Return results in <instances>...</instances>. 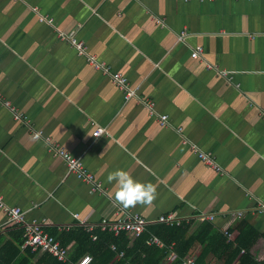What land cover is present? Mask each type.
Listing matches in <instances>:
<instances>
[{"label":"crops","instance_id":"0c3cea01","mask_svg":"<svg viewBox=\"0 0 264 264\" xmlns=\"http://www.w3.org/2000/svg\"><path fill=\"white\" fill-rule=\"evenodd\" d=\"M59 33L126 76L139 99L125 101ZM196 47L204 50L199 59L191 57ZM0 95L32 125L0 103V198L46 223L70 262L77 244L64 236L84 230L80 220H114L123 210L210 222L222 234L233 229L234 239L246 219L264 233V214H254L264 202V0H0ZM33 128L81 158L104 193L68 176ZM97 128L106 133L95 137ZM196 149L222 171L207 167ZM115 170L151 183L155 198L119 204L115 181L107 180ZM235 211L244 218L226 216ZM202 212L216 221L198 220ZM21 232L0 208V264H45L48 253L27 252ZM228 247L205 264H230ZM253 249L264 261V238ZM201 251L195 243L188 257Z\"/></svg>","mask_w":264,"mask_h":264},{"label":"built area","instance_id":"2783aa9c","mask_svg":"<svg viewBox=\"0 0 264 264\" xmlns=\"http://www.w3.org/2000/svg\"><path fill=\"white\" fill-rule=\"evenodd\" d=\"M190 1V0H185ZM200 2L204 1H214V0H198ZM187 36V33H182L179 36V40L183 41ZM59 37L63 40H67L75 49L78 54L84 56L87 62L96 70L102 72L104 75L108 76L114 85L123 92L125 101H129L132 99H139L138 89L133 87L128 78L124 76L122 73L115 72L112 68L105 62H99L97 57L90 54L87 46L84 42L78 41L74 36L66 35L64 33H59ZM202 47H196L193 49L191 53V57L193 59H199L203 54ZM0 103L6 106L13 114L16 120L22 121L28 127H31V123L28 120V117L23 115L18 111L16 107L12 105L10 101H6L0 95ZM148 104L154 110V105L151 102H143ZM167 116H160V121L162 125H166L168 123ZM106 133V129L97 128L94 136L100 137ZM32 135L35 139H45L47 143H49V148L54 152L55 155L61 157L66 166L68 176H73L83 183H85L91 193H104V185L101 181L97 180L93 173H91L84 165L81 158L72 156L69 152L66 151L62 145L55 142L50 137H45L43 132L40 130L32 129ZM198 153V157L202 160V162L215 171L221 172L222 169L216 163V161L207 153H202L195 150ZM0 208L3 209L8 217V222L10 225H14L19 228L23 232V248L31 249L33 252H46L61 262L69 261V249L67 247H63L59 240L56 239L47 229L46 223L39 221L37 219L28 220L26 217V212L23 211L19 207H5L0 198ZM119 212L117 214V218L114 220L102 219L100 222L96 224L89 223L85 220H80L78 223L84 230L90 234V238L93 241L98 239L96 232L98 230L102 232H110L113 233L114 236L118 237L122 234H126L131 241L139 238L144 233L148 231V228L152 225H165L168 227L181 226L183 222H189L191 220L187 219L184 221L181 217L176 216L174 213H168L160 215L155 219H146L138 213L133 212ZM254 214H264V202H259L254 209ZM227 217H233L234 219L241 220L244 218L245 213L243 211H235L228 213ZM78 215H75L77 218ZM200 221H216V215L213 213L202 212L197 217ZM68 230V228H66ZM222 232L225 237L228 239V244H232L234 242V234L230 231L229 227L222 229ZM147 246L149 247H157L159 249L166 250L165 260L172 263L176 258L177 254L175 252V244L167 245L163 242L159 237L150 234L148 240L146 241ZM112 250L117 251V247L112 244ZM124 252H120L118 257H123ZM93 261V257L90 255L83 256L76 264H91ZM182 264H196V259L188 257L183 259Z\"/></svg>","mask_w":264,"mask_h":264},{"label":"trees","instance_id":"16d2710c","mask_svg":"<svg viewBox=\"0 0 264 264\" xmlns=\"http://www.w3.org/2000/svg\"><path fill=\"white\" fill-rule=\"evenodd\" d=\"M235 229L237 230V236L227 248V257L231 260L230 264H233L236 260L239 261V264H264V261H257L253 254L254 246L260 239L264 238V233L257 230L246 219L240 221ZM230 231L234 232L233 229H230ZM150 233L158 236L167 245L176 242L175 252L177 258L171 264H182L183 259L188 258L195 243H199L202 248L196 259V264H205L210 254L217 253L222 246L228 245L227 237L216 229L212 223L202 222L197 224L192 220L174 227L159 224L152 225L146 233L133 241L126 234L114 237L112 233L96 232L98 239L92 242L90 235L80 229L64 236V241L71 237L70 240H75L77 244L74 257L71 258V262L69 259L70 263H66L75 264L80 257L91 254L93 257L91 264H162L166 257V250L146 245ZM23 243L24 239L21 241V246H23ZM62 244L66 245L67 242L62 241ZM112 244L116 245L117 251L110 249ZM26 251L33 253L31 249ZM120 252H124L122 258H118ZM41 260L45 264H66L48 254H44Z\"/></svg>","mask_w":264,"mask_h":264},{"label":"clouds","instance_id":"9594fccd","mask_svg":"<svg viewBox=\"0 0 264 264\" xmlns=\"http://www.w3.org/2000/svg\"><path fill=\"white\" fill-rule=\"evenodd\" d=\"M107 180L115 181V200L124 207L146 204L155 198V188L151 183L138 182L124 170L109 173Z\"/></svg>","mask_w":264,"mask_h":264}]
</instances>
